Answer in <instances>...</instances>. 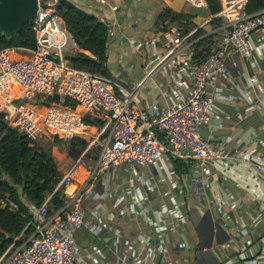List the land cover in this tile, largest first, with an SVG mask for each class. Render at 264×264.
<instances>
[{"label":"crops","instance_id":"crops-1","mask_svg":"<svg viewBox=\"0 0 264 264\" xmlns=\"http://www.w3.org/2000/svg\"><path fill=\"white\" fill-rule=\"evenodd\" d=\"M69 1L108 25L109 77L135 87L137 103L154 111L188 93L195 46L211 50L230 29L209 6L184 0ZM252 37V57L227 54L209 84L210 121L201 134L223 150L217 164L182 160L179 174L162 154L150 166L95 171L103 136L89 124L85 149L53 144L61 180L73 168L85 211L74 231L77 264H264V27ZM42 223L35 215L34 229Z\"/></svg>","mask_w":264,"mask_h":264},{"label":"built area","instance_id":"built-area-1","mask_svg":"<svg viewBox=\"0 0 264 264\" xmlns=\"http://www.w3.org/2000/svg\"><path fill=\"white\" fill-rule=\"evenodd\" d=\"M56 1H37L30 21L34 48L0 49V108L6 111L11 126L30 138L52 135L68 141L85 137L88 124L84 117L97 113L104 125L97 136L103 137L95 171L120 165L150 166L162 154L172 159H194L199 165H214L223 158V150L201 134V128L210 121L213 98L209 84L221 71L227 54L236 52L246 60L252 57V36L264 27V9L247 14V0H218L220 9L215 15L229 19V32L205 59L192 64L186 96L154 111L137 103L135 87L70 65L65 53L75 43L55 12ZM184 1L194 7L208 5V0ZM249 82L258 84L255 76H250ZM50 97L57 100L47 102ZM64 101L69 104L64 105ZM258 169L264 170V165ZM73 181L72 168L58 184L65 186L64 204L52 214L50 197L40 208L33 207V219L40 216L44 223L36 225L27 240L10 244L0 264H77L74 231L84 226L86 219ZM192 181L204 183L196 175ZM3 203L18 208L9 198ZM89 227L94 232L99 230L95 223Z\"/></svg>","mask_w":264,"mask_h":264},{"label":"trees","instance_id":"trees-1","mask_svg":"<svg viewBox=\"0 0 264 264\" xmlns=\"http://www.w3.org/2000/svg\"><path fill=\"white\" fill-rule=\"evenodd\" d=\"M207 6L214 14L220 9L218 0H208ZM54 9L75 43V47L65 53L70 65L109 77L108 25L69 0H57ZM263 9L264 0H247L244 10L247 14H253ZM12 47H35L30 23L21 31L13 33L10 38H0V49ZM209 51V48L200 49L197 44L192 54L193 62L205 59ZM56 100L57 97H50L47 102ZM71 106L74 107L75 104ZM84 120L98 128L104 125L100 118H94L90 114L85 115ZM54 138L58 141L57 137ZM68 144L81 151L88 142L82 138H73ZM50 148L51 145L46 148L38 143L37 138H30L11 126L6 114L0 111V200L9 198L18 206L17 209L8 205L0 207V258L10 244L25 241L34 233L33 213L23 202V198L38 209L50 197V214L65 202L62 188L58 186L61 176ZM173 164L174 170L179 174L187 169L181 159H175Z\"/></svg>","mask_w":264,"mask_h":264},{"label":"water","instance_id":"water-1","mask_svg":"<svg viewBox=\"0 0 264 264\" xmlns=\"http://www.w3.org/2000/svg\"><path fill=\"white\" fill-rule=\"evenodd\" d=\"M38 0H0V38H10L30 23Z\"/></svg>","mask_w":264,"mask_h":264},{"label":"rangeland","instance_id":"rangeland-1","mask_svg":"<svg viewBox=\"0 0 264 264\" xmlns=\"http://www.w3.org/2000/svg\"><path fill=\"white\" fill-rule=\"evenodd\" d=\"M70 50H71V47H68L67 48V51H70ZM63 104L66 105V104H68V102L67 101H64ZM75 108L76 109H79L77 105L75 106ZM0 111H3L4 113H6V111L4 110V108H0ZM90 138H91L90 136L87 137V139H90ZM37 139H38V143L41 144V145H43L46 148L49 147L50 145L52 147L54 143H58V142L63 143L64 142V141H62L60 139H58V141H57L52 135L40 136V137H37ZM63 148L65 149L66 148V145H63Z\"/></svg>","mask_w":264,"mask_h":264}]
</instances>
